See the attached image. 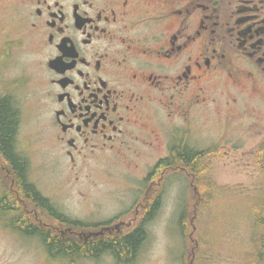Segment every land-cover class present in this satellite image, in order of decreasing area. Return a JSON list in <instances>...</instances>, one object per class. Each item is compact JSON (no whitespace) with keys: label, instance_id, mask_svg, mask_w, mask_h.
Masks as SVG:
<instances>
[{"label":"flooded vegetation","instance_id":"obj_1","mask_svg":"<svg viewBox=\"0 0 264 264\" xmlns=\"http://www.w3.org/2000/svg\"><path fill=\"white\" fill-rule=\"evenodd\" d=\"M0 60L18 69L0 92L17 111L16 154L26 159L16 141L21 90L20 104L36 101L38 140L71 168L133 147L144 161L137 206L146 210L160 202L166 184V162L150 178L170 156L166 140H187L195 132L193 117L216 103L209 97L214 83H229L230 106L238 103L235 93L264 89V0H0ZM166 117L180 120L184 133L166 138ZM27 149L33 158L35 144ZM4 172L8 191L18 198L16 172ZM25 176L28 181V169ZM18 204L31 214L30 224L58 240L97 239L118 229L83 238L49 228L37 204L32 210L25 200Z\"/></svg>","mask_w":264,"mask_h":264},{"label":"rangeland","instance_id":"obj_2","mask_svg":"<svg viewBox=\"0 0 264 264\" xmlns=\"http://www.w3.org/2000/svg\"><path fill=\"white\" fill-rule=\"evenodd\" d=\"M7 64L10 62L0 60V92L18 73L13 66L6 69ZM261 90L259 94H251L248 90L243 94L235 93L238 103L230 106L226 105V97L231 91L229 83H214L209 97L216 103L201 107L193 117L191 128H195V132L190 137L187 133V140H166L171 149L181 141L199 151L217 148L218 153L210 160L211 178L222 188L211 204L216 216H210L207 210L196 209L197 194L187 173L178 171L170 178L172 173L167 175L155 215L144 225L145 241L131 264H244L245 253L251 250V221L247 212L264 196V175L256 163L257 146L264 141V89ZM222 92H225L224 96L220 95ZM22 97L19 90L16 98L22 122L16 141L21 154L28 160V181L59 213L70 220L98 226L71 229V232L88 237L87 234L102 231L100 224L112 221L115 222L112 227H118L115 233H128L138 222L139 218L134 219L136 213H142V208L137 206V188L138 178L144 174V161L135 158L134 148L118 156L77 161L75 168H71L67 159L49 149L46 140H38L41 127L36 101L33 98L32 106L26 102L20 104ZM31 97H36L35 93ZM181 123L178 119L169 121L166 117V138L184 133ZM25 137L30 139L26 141ZM30 142L37 148L31 154L33 158L28 156L27 144ZM44 143L48 150L44 151ZM152 164L153 161L150 167ZM181 211L190 220L185 237L179 234L177 226ZM196 214L198 216H194ZM42 219L53 228L49 220ZM196 227L204 233L200 239L205 244L201 254L195 250L199 247ZM95 239L86 238L87 241ZM198 253L199 258L195 259ZM67 262L70 261L66 258H50L37 238L22 237L0 223V264ZM73 264L116 263L109 255H103L93 260H77Z\"/></svg>","mask_w":264,"mask_h":264},{"label":"trees","instance_id":"obj_3","mask_svg":"<svg viewBox=\"0 0 264 264\" xmlns=\"http://www.w3.org/2000/svg\"><path fill=\"white\" fill-rule=\"evenodd\" d=\"M17 121V111L14 104L8 98L0 99V195L3 196V198H0V223H2L3 227L22 237L37 238L46 254L52 259L66 258L70 262L75 263L77 260H93L103 255H109L116 264H131L145 241L146 232L144 225L148 219V222H150L155 215L156 209L159 206L158 200L155 199V205L152 208L142 210L140 215L136 213L135 219L139 218L138 222L128 233L120 234L119 232L115 233V231H112L91 241H85L80 238L63 241L51 237V231L36 228L35 224H30L27 221V217L31 214L24 213L19 204L16 207L17 201L25 200L28 203L27 208L29 210L35 209L33 203L37 204L38 207L35 210L38 213L42 211L43 214L46 213L48 215V220L53 229L68 228L70 230H80L82 228L98 226H88L81 222L70 220L65 215L59 213L47 199L40 195L31 183L25 180V170L28 169V162L14 151L15 140H13V137L16 135ZM217 153V148L199 151L191 149L181 141L180 144L177 143L173 146L170 156L166 161H160L153 168L150 178L159 176V169L165 162L166 176L172 173L169 178L178 171L187 173V177L190 178L191 184L194 185V189L196 190V209L200 211L207 210L210 216H216V214L212 213L214 207L211 204L213 198H217L220 195L222 188H219L211 178L210 160ZM256 163L260 172L264 175V141L257 146ZM12 167L19 180L16 191L18 198L8 191V184L4 180V169H11ZM28 199L30 202H28ZM247 213L251 221V250L245 253L244 264H264V196L256 203H253ZM194 216H198V214ZM194 216L190 218L193 219ZM142 217L146 218L142 219ZM199 217L201 216L199 215ZM145 220L147 221L143 222ZM188 221L190 220L186 219L184 211H181L178 216L177 226L179 234L182 237H185L188 232ZM114 223L112 221L105 222L100 224V226L101 229L108 228L112 227ZM195 229H197L195 231L197 233L196 243L199 246L195 250L201 254V250H203L202 248L205 247V244H202L200 239L204 233L198 227ZM199 253L198 255L195 254V259L199 258Z\"/></svg>","mask_w":264,"mask_h":264}]
</instances>
